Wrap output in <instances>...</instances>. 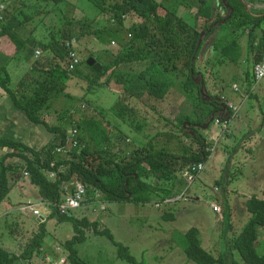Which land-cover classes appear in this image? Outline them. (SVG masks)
<instances>
[{"label": "trees", "instance_id": "1", "mask_svg": "<svg viewBox=\"0 0 264 264\" xmlns=\"http://www.w3.org/2000/svg\"><path fill=\"white\" fill-rule=\"evenodd\" d=\"M62 1L45 0L55 5ZM91 1L100 12L92 21V25L78 37L93 36L98 46L105 48V52L109 51L107 49L110 45L118 43L124 52L114 55L115 59L110 62L102 58L104 62L100 63L93 53L81 60L76 46L80 64L72 71L69 68L68 43L73 39L77 41L73 35L72 22H68L63 30L51 34L47 41L37 39L35 35L24 39L15 26L5 21V17L7 14L13 17L20 14L23 19L19 24L23 26L29 25L33 13L31 10H24L27 7L20 0H0V4H6L4 12L0 11L3 18L0 20V37L8 36L15 45V53L20 54L24 60L31 57L30 51L38 48L44 54L43 60L31 57L29 71L15 87H12L8 64L0 62V89L10 103L26 115L32 124L43 125L55 133L53 141L41 149L27 145L22 140L0 135V204L10 194L14 184L26 177L38 187L39 200L52 209L51 217H57L59 222L73 221L75 235L64 244L70 253V264H89L79 257L77 250L78 244L86 240L84 228H93L94 233L107 235L119 248L118 258L130 264H143L136 260L129 247L119 244L108 229L100 230L98 222L91 223L86 217L74 218L71 212L61 214L58 212V204L62 202L67 187L73 192L74 184L78 182L82 183L88 192V198L82 207L88 205L87 201L92 202L98 194L101 195L98 198L102 201L145 205L154 203L157 199L163 202L183 192L187 182L179 178L181 172L194 163L205 162L211 154L207 150L210 145L207 138L198 130L201 128L194 125H205L210 117L217 116L215 113L221 109L217 101L218 95L209 92L207 87L210 79L206 78L203 72L199 74L196 67L204 44L203 42L197 49L201 34L206 32L209 37L224 29L225 32L210 45L220 53L221 59L215 62L227 59L229 63L234 64L240 63L243 56L239 39L248 35L253 53L252 64H255L264 57V31L256 33L264 18L254 17L240 0H227L234 10L232 17L226 24L211 29L228 14L223 0ZM247 3L251 6V12L257 13L256 3H264V0H247ZM181 7L194 14L193 23L179 15ZM93 23L99 26L95 27ZM80 25L81 22L76 24ZM106 56H112L111 51ZM88 58H94L96 63L103 67L102 71L98 73L89 66ZM136 61L144 62L146 66L133 82H127L123 76L120 77L118 83L127 82L129 85L122 92L116 110L118 116L128 123L131 131L145 139L146 142L142 145L130 151L122 149L109 127L90 115L81 116L77 121L68 116L60 125L54 126L46 119L47 116H57V104L62 101L63 96L66 98L68 95L67 81L70 82L74 78L86 80L88 89H93L105 84L101 79L109 71L114 74L122 64ZM85 67L88 72H84ZM198 76L205 83L208 96L215 98L214 100H203L201 84L195 81ZM110 81L111 76L106 83ZM180 91H183L185 98L193 104L192 113L182 114L176 119L175 127L180 129L179 131L158 129L154 133L155 126L151 125L150 120L140 110L150 107V110L156 111V106L149 105L145 99L165 101L169 96L181 94ZM63 101L73 107L70 100ZM62 112L67 116L72 111ZM187 123L192 126L183 127V124ZM69 129H77L78 134L74 137L77 145L67 153L58 152L59 148L68 145ZM187 129L192 130L194 135L183 136V131ZM53 173L56 174L55 178H49ZM161 181L169 183V186L160 185ZM246 204L253 217L244 231L235 238L233 248L239 253L244 264H264V255H259L256 249L258 228L264 227V199L254 196ZM225 210L227 217L228 203ZM47 233L44 221L39 224L38 231L32 234L26 245L21 246L17 252H10L0 245V264H30L36 254L48 250L49 247L45 243ZM198 236L197 228H192L184 234L181 245L188 259L197 264L224 263L223 257H214L200 245Z\"/></svg>", "mask_w": 264, "mask_h": 264}, {"label": "rangeland", "instance_id": "2", "mask_svg": "<svg viewBox=\"0 0 264 264\" xmlns=\"http://www.w3.org/2000/svg\"><path fill=\"white\" fill-rule=\"evenodd\" d=\"M20 1L27 7L24 10H31L33 13V18L28 22L29 25L19 24L23 19L20 14L17 17L7 14L5 21L15 26L16 31L24 39L35 35L37 39L47 41L51 34H56L63 30L68 22H72V31L74 38L78 41L76 46L81 60L86 59L89 53H93L98 62H104L102 58L110 62L115 59L114 55L124 52L118 43L110 45L107 49L109 51L105 52V48L98 46L93 36L78 37L83 30L86 31L89 25H92V21L100 12L91 0H63L58 5L47 3L45 0ZM181 14L183 18L194 22L195 16L187 8L181 7L179 15ZM79 22L81 25L76 26ZM93 25L99 26L94 23ZM263 31L264 20L256 33L260 34ZM224 32L225 30L221 29L209 37L207 34L204 36L202 41L204 44L196 67L199 74L203 72L206 78L210 79L207 86L209 92L218 95L217 99L222 98L223 104L227 105L231 102L240 110L238 117L230 120L228 131L213 125L208 130L198 129L210 144L207 150L211 154L204 162V171L195 177L191 185L187 182L188 180L186 181L187 187L179 194L181 198L175 201L176 203L167 204L165 203L167 199L163 202L157 199L154 203L142 205L102 201L101 198L96 197L92 199V202L87 201L88 205L71 212L74 218L86 217L91 223L98 222L100 230L108 229L119 244L129 247L132 255L140 263L197 264L188 259L181 245L184 234L192 228H197L200 245L214 257L224 258V263L217 264H244L239 253L234 250L233 243L253 217L247 210V201L254 196L264 199V79L259 82L254 80L253 53L248 35L239 39L243 48L240 63H229L227 59H224L225 61L222 59L221 63L215 62L221 57L211 45ZM0 39L10 55L12 51L16 52L15 45L8 36L0 37ZM38 49L30 51L33 59ZM110 51L112 56H106ZM42 53L39 59L43 60ZM12 56L13 59L11 58L9 62L2 59L0 61L8 64L12 87H15L29 71L32 58L27 57L24 60L20 54L16 53ZM145 64L141 61L122 64L114 74L109 71L102 77L101 82L105 84L93 89H88L86 80L74 78L70 82L67 81L68 95L66 98L63 96L62 101L57 104V116H47L46 119L54 126L60 125L68 116L77 121L81 116L90 115L109 127L112 136L122 149L130 151L137 148L146 141L142 136L131 131L128 123L117 114L116 106L122 92L129 85L118 83V80L123 76L125 81L133 82L138 73L145 68ZM84 72H88L86 67ZM247 73H249L248 78ZM110 76L111 81L106 83ZM233 84L238 86L239 92L233 90ZM180 92L181 94L169 96L167 102L145 99L149 105L153 103L156 106V111L150 110V107L140 110L150 120L151 125L155 126L154 133L158 129V131H161L160 129L179 131L180 129L175 127L176 119L182 114L192 113L193 104L185 98L183 91ZM4 98V102L9 104L8 97L4 95ZM63 100H70L74 108ZM4 106L3 104L1 107ZM61 109L72 112L65 116ZM25 118V122L32 123L27 116ZM38 127L41 130H38L40 141L36 146L41 149L48 142L53 141L55 133L50 132L43 125ZM20 130L22 135L19 133L16 138H23V142L29 145V134L23 131V127L18 126L16 131ZM191 133L193 131L187 129L183 131V136L191 135ZM33 138L38 139L36 135ZM50 176L49 178L54 179L56 174ZM179 178L181 179L182 176L180 175ZM168 184L165 181L160 182V185L166 187L169 186ZM227 203L229 215L226 217ZM28 204L41 205L39 190L26 177H22L0 204V245L10 252H17L21 246L26 245L32 234L38 231L39 224L46 221L48 233L45 243L49 248L39 255L36 254L30 264H70V253L64 244L75 235L73 221L59 222L57 217L50 215L46 218L44 215H34L31 210L25 209L24 205ZM158 204L160 207H157ZM215 205L221 208V212L217 213L213 210ZM84 229L86 240L77 246L82 260L89 264H130L118 258L119 248L107 235L96 234L93 228ZM258 234L256 249L259 255H264V227L258 228Z\"/></svg>", "mask_w": 264, "mask_h": 264}, {"label": "built area", "instance_id": "3", "mask_svg": "<svg viewBox=\"0 0 264 264\" xmlns=\"http://www.w3.org/2000/svg\"><path fill=\"white\" fill-rule=\"evenodd\" d=\"M5 7H6V4H0V11L4 12ZM2 19H3L2 16H0V20H2ZM76 45H77V41L75 39H73L72 42L68 43V47H69L68 57L70 59L69 68L72 71L75 69V67L77 65L80 64V59H79L78 53L76 51ZM40 55H41V52L39 50L36 51V58H39ZM253 70H254L253 75H254V78L257 82L264 79V57L260 62H258L254 65ZM234 89L238 90L236 85L234 86ZM228 108L232 113L231 119L237 118L238 112H239L238 106H236L233 103H229ZM231 119H229V118L225 119L224 114H220L214 118L212 125L215 127H220L224 130L226 129L228 131L229 127H230V120ZM69 130H70V138L68 140V145L65 146L64 148H59L58 152L67 153L73 147H75L77 145L76 141H74V137L78 132L77 129H75V130L69 129ZM204 169H205V163L204 162L194 163L182 171V177L186 181L188 180L187 182H189V184H192L195 181V177L198 174H200L201 172H203ZM51 175H54V173ZM71 185L72 184H70V186ZM97 196L101 197L100 194H98ZM87 198H88L87 188L82 183H79V182L75 183L73 192H70L69 187H67V192H66L62 202H60L58 204V212H60L61 214H69L70 212L81 208L83 206V203L86 202ZM180 198H181V196H175L173 198L167 199L165 203L168 204L171 202H175ZM157 207H160V204H158ZM27 209L31 210L34 215H44V218H46V217H48V215L52 214V209L49 207V205H47L44 202H42L40 206L29 205L27 207ZM213 210L217 213L221 212V208L218 205L213 206Z\"/></svg>", "mask_w": 264, "mask_h": 264}, {"label": "crops", "instance_id": "4", "mask_svg": "<svg viewBox=\"0 0 264 264\" xmlns=\"http://www.w3.org/2000/svg\"><path fill=\"white\" fill-rule=\"evenodd\" d=\"M245 1L247 3V0H245ZM255 8L258 9V10H261V9L264 10V3H256ZM180 13H181V8L179 10V14ZM180 16H182V14ZM3 44L4 43L2 42V39H0V59L9 62V61H11L13 59L12 55L15 54V51H12L11 55H10L6 51V49L4 48ZM0 62H2V61H0ZM4 95H5L4 92L0 89V107L3 104L5 105L4 107L0 108V135L1 136H5V137L16 138V135H19V133L22 135V131L21 130L19 132L16 131V128L18 126H21V127H23V131H26L29 134V137H30L29 145L30 146H36V144L39 143V141H40V132L38 131V130H40V128L38 127L40 125H35V124L30 123V122H25L26 118H25V116H24V114L22 112L17 110L12 104H10V103L6 104L4 102V100L6 98V97L4 98ZM181 97H183V96H181ZM184 100H185V98H184ZM165 101L167 102L168 99L165 100ZM182 102L184 103V101H182ZM152 104L153 103H151L150 105H152ZM24 126H26L28 129L29 128L30 129L28 130ZM35 135L38 137V139L33 138ZM16 139H19V140H22V141L24 140L23 138H16ZM25 139H26V137H25ZM29 205H31V204L24 205L25 209H27L26 206H29Z\"/></svg>", "mask_w": 264, "mask_h": 264}, {"label": "water", "instance_id": "5", "mask_svg": "<svg viewBox=\"0 0 264 264\" xmlns=\"http://www.w3.org/2000/svg\"><path fill=\"white\" fill-rule=\"evenodd\" d=\"M223 1H224V4H225V6H226V8H227V10H228V15H227L226 18H224L222 21H220V22L214 24V25L211 27V29L215 28L217 25H223L224 23H226V22L232 17V14H233V11H234V10L228 5L227 0H223ZM241 1L245 4L246 10L252 14V12L250 11V7H249V5L246 3V1H245V0H241ZM253 16H255V17H262V16H264V15H253ZM205 35H206V33H202V34H201V37H200L199 42H198V45H197V49L200 47V45H201V43H202L203 38H204ZM197 49H196V51H197ZM87 64H88L89 66L93 67L94 70H95L96 72H98V73L101 72L102 69H103V67H102L100 64H97V63H96V60H95L94 58H88V59H87ZM199 79H201L200 76H198V77L195 79V81H196L197 84H201V94H202V98H203V100H205V101H211V100H213V98H212V97H209L208 94H207V89H206V87H205V83H204L202 80L199 81ZM204 97H207V98L205 99ZM218 101L220 102V100H218ZM221 105H223V108H222L220 111L224 113V112L227 110V106H225L224 104H221ZM215 114H217V113H215ZM226 115H227L226 117H228V114H226ZM214 117H215V115H212V116L210 117V119H209V122L206 123V124L203 125V126H201V125H196V124H195L194 126H195V127H198V128H201L202 130H208V128L211 126V124H212V122H213V120H214ZM191 126H192L191 123H187V124L184 125V127H187V128H190ZM191 135H194V133H191ZM7 150H10V149H7Z\"/></svg>", "mask_w": 264, "mask_h": 264}, {"label": "clouds", "instance_id": "6", "mask_svg": "<svg viewBox=\"0 0 264 264\" xmlns=\"http://www.w3.org/2000/svg\"><path fill=\"white\" fill-rule=\"evenodd\" d=\"M240 1H241V0H240ZM242 3H243V2H242ZM243 4H244V3H243ZM247 4H248V3H247ZM244 5H245V4H244ZM248 5H249V4H248ZM249 7L251 8L250 5H249ZM245 8H246V7H245ZM250 11H251V9H250ZM227 15H228V14H227ZM252 15H264V14H262V13H254V12H252ZM254 17H255V16H254ZM256 18H262V19H263L264 16H262V17H256ZM2 20H3V19H2ZM224 24H225V23H224ZM224 24H223V25H224ZM217 26H222V25H217ZM217 26H216V27H217ZM213 29H214V28H213ZM205 33H206V32H205ZM206 34H207V33H206ZM201 44H202V43H201ZM37 51H38V50H37ZM34 56H35V58H36V52H35V55H34ZM39 57H40V56H39ZM259 62H260V61H259ZM257 63H258V62H257ZM255 64H256V63H255ZM255 64L252 65L253 68H254V65H255ZM253 77H254V75H253ZM254 80H255V78H254ZM262 80H263V79H262ZM255 81H256V80H255ZM256 82H257V81H256ZM235 85H236V84H233V87H232L233 90H234L235 92H239L240 90H239V88H238L237 85H236V86H237L238 90H235V89H234V86H235ZM209 97H210V96H209ZM214 99H215V98H213V100H214ZM218 100H220V102H219ZM218 100H217L218 103H219L220 106L223 108V105H221V104H223V103H221V99H218ZM230 103H231V102H230ZM224 105L227 106V110L223 113V112L220 111V110L222 109V108H221V109L219 110V112H216V113H217V116L220 115V114H224V118H225V119H227V118L231 119V118H232V113H231V111H230L229 108H228L229 103H228L227 105H226V104H224ZM238 108H239V107H238ZM239 110H240V108H239ZM226 114H228V117H226V116H227ZM217 116H215V117H217ZM215 117H214V118H215ZM234 119H235V118H234ZM232 120H233V119H231V121H232ZM181 176H182V172H181ZM182 179H184V178L182 177ZM185 181H186V180H185ZM190 185H191V184H190ZM176 196H180V195L178 194V195H176ZM173 197H175V196H173ZM41 203H42V202H41ZM27 207H28V206H26V208H27Z\"/></svg>", "mask_w": 264, "mask_h": 264}, {"label": "flooded vegetation", "instance_id": "7", "mask_svg": "<svg viewBox=\"0 0 264 264\" xmlns=\"http://www.w3.org/2000/svg\"><path fill=\"white\" fill-rule=\"evenodd\" d=\"M258 12L257 13H262V14H264V10L263 9H261V10H257ZM221 107V106H220ZM222 108V107H221ZM192 129V128H191Z\"/></svg>", "mask_w": 264, "mask_h": 264}]
</instances>
